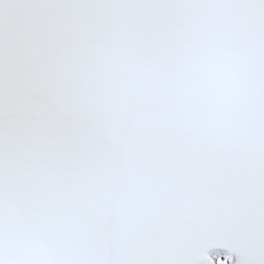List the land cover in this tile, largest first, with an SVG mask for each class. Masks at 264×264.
<instances>
[{
    "label": "snow or ice",
    "instance_id": "1",
    "mask_svg": "<svg viewBox=\"0 0 264 264\" xmlns=\"http://www.w3.org/2000/svg\"><path fill=\"white\" fill-rule=\"evenodd\" d=\"M0 264H264V0H0Z\"/></svg>",
    "mask_w": 264,
    "mask_h": 264
}]
</instances>
